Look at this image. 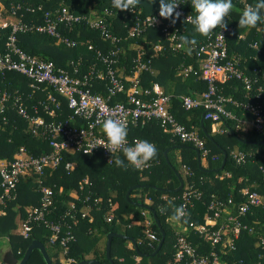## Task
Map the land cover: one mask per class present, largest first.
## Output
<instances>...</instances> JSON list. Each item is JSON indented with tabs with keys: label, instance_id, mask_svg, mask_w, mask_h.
<instances>
[{
	"label": "trees",
	"instance_id": "trees-1",
	"mask_svg": "<svg viewBox=\"0 0 264 264\" xmlns=\"http://www.w3.org/2000/svg\"><path fill=\"white\" fill-rule=\"evenodd\" d=\"M256 2L257 0H233L234 8L226 17L227 27L231 31L226 35L225 43L227 57L236 60L237 67L245 76L256 77L261 84L260 73L264 70V24L252 29L239 26L240 15L245 6ZM179 4L185 14L195 15L190 0H181ZM0 6L3 15H10L12 9L18 6L16 15L25 23L40 24L43 13L60 8H65L76 16L102 18L107 32L115 38V42L102 39L98 30L81 22L65 33L68 39L75 42L74 47H65L55 39L34 31L16 33V45L24 53L52 63L54 68L64 71L70 77L81 79L86 76L90 91L102 98L106 96V81L96 76V73L103 72L96 52L103 56L114 48L119 49L113 67L117 69L116 74L121 79L134 73L135 59L139 56L142 63L148 62V66L153 65L155 69L154 74L150 73L149 68L138 76L141 89L150 91L153 84L161 87L162 93L169 98V113L186 129L196 130L202 140L207 155L199 157L201 168L217 169L222 151L226 155L221 172L201 171L197 168L192 146L163 133L154 120H145L142 124L128 127V139L147 140L156 145L157 156L147 170L138 171L131 166L121 168L115 163L107 165L99 154L62 152L59 164L45 169L40 181L41 187L48 188L52 193L51 213L46 218L50 221L61 219L70 226L73 238L66 244V253L59 260L58 254L62 253V248L57 242L50 243V233L43 225L31 223L25 238L18 232L15 233V220L23 222L27 217V210L37 207L40 200L37 183L31 176H25L16 184L15 198L0 206V239L7 238L6 244L13 260L19 261L29 243L36 240L43 245L51 264H76L88 260V256L98 264H109L104 257V243L108 233L131 238L139 253L151 254L160 239V233L150 213L133 204L140 203L154 211L163 232L159 251L151 258L138 257L129 241L112 238L110 260L112 264H167L172 255V244L176 236L180 235L174 229L175 224H180L185 230L183 236L193 247L208 249L195 227L204 224L205 205L210 196L220 200L230 197L235 204H239L242 199L239 191L243 188L264 193L262 175L258 170V166L264 161V140L249 125L239 122L243 116L242 111L227 106L235 120L218 121L215 129L222 133H217L211 131V123L208 121H203V127L200 128L199 120L203 112L201 107L186 111L180 105L179 97H195L205 90L206 84L201 80L194 50L188 54L183 49H175V44L179 43V35L195 38V46L202 44L207 37L196 33L194 26L180 17L174 24L171 18H161V25L148 28L137 37L128 36L135 18L159 15V0H140L131 11L117 10L112 6L111 0H0ZM104 11H110L111 14L105 15ZM165 25L170 32L175 33L174 40H168L162 32ZM216 30L217 28L210 38ZM9 31L8 26L0 28V54L6 49ZM154 46L159 49H154ZM181 66H190L195 74L189 73L184 77L179 72ZM127 83L128 81L125 82V87ZM28 84L27 79L18 73L10 71L0 74V94L7 95L0 106V161H11L19 149L31 157L48 154L51 150L48 146L51 136L47 130L42 126L31 125L17 115L13 105L15 97L16 104L30 116L39 118L44 125L65 120L71 114L63 97L46 86L39 85L37 89H31ZM252 88L247 93L240 81L229 80L218 85V93L244 102L246 99L252 100L254 86ZM261 96L264 103V88ZM124 101V92L110 99L111 104ZM72 125L81 126V123L72 122ZM202 130L210 136L211 141L204 137ZM166 150L167 163L163 157ZM231 152L243 153L244 163L236 165L230 157ZM119 157L124 159L123 156ZM66 163L71 165L68 170L64 169ZM174 171L182 180V188L178 192H172L178 186ZM145 185L152 186L153 189H134L125 199V193L130 187ZM184 192L191 195L185 207L186 221H172L169 219L172 209L169 207L168 211H164V208L168 207V200L179 207L182 204L180 196ZM71 193L75 198H70ZM193 195H198V198L195 199ZM85 210L90 214L85 215ZM109 214L112 218L106 222ZM143 215L150 217L148 228L144 226ZM242 221L250 232H240L235 242V251L224 256L226 264H264V251L256 245L257 238H264V209L252 211ZM147 229L153 232L155 241L148 240ZM101 239L103 246L99 249ZM25 264H44V261L39 252L33 250Z\"/></svg>",
	"mask_w": 264,
	"mask_h": 264
},
{
	"label": "built area",
	"instance_id": "built-area-1",
	"mask_svg": "<svg viewBox=\"0 0 264 264\" xmlns=\"http://www.w3.org/2000/svg\"><path fill=\"white\" fill-rule=\"evenodd\" d=\"M176 2L181 3V0H176ZM18 9V6L14 7L9 15L13 20L1 26V28L8 26L10 31L6 49L4 53L0 54V74L10 71L18 73L27 79L31 89H37L39 85L50 88L65 99L66 107L71 114L65 120L44 125L39 118L30 116L20 105L16 104L17 97L14 98L13 105L17 115L31 125L44 127L50 134L51 140H49L48 146L51 150L48 154L31 157L19 149L11 161H0V206H4L7 201L15 198V187L20 179L31 176L38 185L39 205L27 210L26 219L20 223L19 235L25 238L31 223L41 224L50 233V243L57 242L62 248V254L65 255L66 244L73 238L70 226L61 219L50 221L46 218L51 213L52 193L48 188L41 187L40 177L45 169L54 168L59 164L62 152H77L84 155L99 154L107 165H112L114 162L108 163L111 154L100 145L101 140L104 139L100 122L104 118L118 117L126 122L127 128L142 124L145 120H154L158 122L163 133L169 134L180 143L191 145L198 151L199 157L207 155V150L196 130L186 129L169 113V98L158 87L153 85L150 91L141 89L138 76L141 72L148 71L150 67L148 62L142 63L139 56L135 59L134 73L121 79L119 74H116L117 69L113 67L115 55L119 49L114 48L103 56L96 52V56L103 66V72L96 73V76L106 81V96L102 98L90 91L86 76H82L81 79L70 77L64 71L54 68L52 63L30 56L16 45V33L34 31L55 39L57 43L65 47H74L75 42L68 39L65 33L72 30L75 24L81 22H84L89 28L98 30L102 39L109 40L111 43L115 42V38L107 32L102 18L91 19L90 17L76 16L65 8H60L53 12L43 13L40 24L25 23L20 20V16L16 15L15 11ZM176 11L181 13L180 18L185 21L188 14L182 11L180 5ZM1 14L2 7L0 6V17ZM104 14L110 15L111 12L104 11ZM160 20L159 15L154 17L153 23L149 17L135 18L128 31V36L137 37L146 29L161 25ZM230 31V27L224 29L218 27L211 38L207 37L202 44L194 46V55L198 62L201 80L206 84V88L195 97H179L180 105L186 111L201 107L203 110L202 121L210 122L211 131L217 133H222L215 129V124L218 121L235 120L234 115L226 107L239 109L243 115L248 116L246 122H241V120L239 122L249 125L264 140V103L261 96L264 88V70L260 73L262 80L260 84L256 77L245 76L243 71L237 67L235 59L227 57L225 38ZM162 32L168 40L172 41L176 38L175 33L170 32L167 25L163 27ZM177 44H175V49H179ZM179 72L184 77L189 73L195 74L190 66H181ZM229 80L240 81L247 93L254 86L252 100L246 99V101L240 102L219 94L218 85L225 84ZM126 81H128L127 87H125ZM121 92H124L125 101L111 104L110 99ZM6 98L5 93L0 94V106ZM48 114L51 115V113ZM72 122H79L81 126L72 125ZM134 140L136 138L128 139L129 144ZM112 156L115 158L123 155L113 153ZM230 157L236 165L245 161V155L241 152H231ZM152 164L150 162L147 167L136 170H147ZM70 166L69 163H66L64 169L68 170ZM258 170L262 175L261 183L264 187V161L258 166ZM239 194L242 198L239 204H235L230 197L226 200H220L215 196L209 197V201L205 205L204 224L195 227L197 234L203 237L204 243L208 245L206 250L193 247L183 236L185 230L180 224H175L174 229L180 235L176 236L172 244V255L167 264H226L224 256L228 252L235 251V242L240 232L244 230L250 232L242 219L256 209H264V193L243 188ZM190 197L188 192H184L180 196L184 209ZM193 197L197 199L198 195H193ZM143 217L144 226L148 228L151 223L150 217L148 215H143ZM111 218L112 215L109 214L106 217V222ZM72 224H74L73 220ZM146 237L152 242L156 240L153 232L148 229ZM256 245L264 251V238H257ZM0 264L5 263L0 259Z\"/></svg>",
	"mask_w": 264,
	"mask_h": 264
},
{
	"label": "clouds",
	"instance_id": "clouds-1",
	"mask_svg": "<svg viewBox=\"0 0 264 264\" xmlns=\"http://www.w3.org/2000/svg\"><path fill=\"white\" fill-rule=\"evenodd\" d=\"M111 3L117 10L127 11L135 9L140 0H111ZM179 5L176 0H159V17L166 20L171 18V22L174 24L181 15L180 12L176 11ZM190 5L195 15H188L184 22L191 23L195 32L203 37H210L218 27L226 28V17L234 8L233 0H190ZM262 10H264V0H257L254 5H247L240 15L239 26L252 29L259 24H264V11ZM150 20L153 23L154 17L150 16ZM178 38L177 48L191 54L197 43L196 39H190L184 35H179ZM100 123L104 137L100 145L111 154L108 163L114 162L117 167L121 168L131 166L135 169H142L156 158L157 148L154 143L136 139L129 144L128 128L124 120L108 116ZM113 153H121L124 159L119 156L113 158ZM167 205L168 207H165L164 211H168L169 207L172 209L170 220L175 222L186 221L187 213L182 205L177 207L172 200H168Z\"/></svg>",
	"mask_w": 264,
	"mask_h": 264
},
{
	"label": "water",
	"instance_id": "water-1",
	"mask_svg": "<svg viewBox=\"0 0 264 264\" xmlns=\"http://www.w3.org/2000/svg\"><path fill=\"white\" fill-rule=\"evenodd\" d=\"M199 126H200V128L203 127L202 118H200V120H199ZM202 133H203L204 137L207 140L211 141L210 136L204 130H202ZM166 153H167V150L164 151L163 157H164L165 162L167 163ZM194 153H195L197 168L199 170L204 171V172H213V173H217V172H221L222 171V169L224 167L225 159H226L225 152L222 151V158H221L220 165H219V167L217 169H214V170H204V169H202L201 166H200L199 153L195 149H194ZM174 175H175V177L177 179L178 186L174 190H172V192H178L182 188V180H181L180 176L177 174V172L174 171ZM140 187H146V188L153 189L152 186H148V185L130 187L125 193V199L127 200L130 191H132L134 189H137V188H140ZM133 204L137 208L143 209V210H145V211L150 213L151 218L153 219V221H154V223H155V225H156V227H157V229H158V231L160 233V239H159V241H158V243L156 245L155 250L151 254H141V253H139L137 251L136 244L133 241V239L125 237L124 235H121V234L108 233L106 235L105 243H104V257L109 262V264H112V262L110 260V257H109L110 241H111L112 238L125 239V240L129 241L131 243V246L133 247V250L136 253V255L138 257H143V258H151V257L155 256V254L159 251V249H160V247L162 245L163 232H162L161 228L159 227V223H158V221H157V219L155 217L154 211L149 206H145V205H142L140 203H133ZM33 250H37L39 252V254L42 257V260L44 261V264H51L49 258L47 257V255L45 253L43 245L41 243H39L38 241H36V240H32L29 243V245L25 249V251H24V253H23V255H22V257L20 258L19 261L16 262L15 260H13L12 256L10 254H8V256L3 260V262L5 264H25V262L27 261V259L29 258L30 254H31V252ZM76 264H98V262L93 260V259H88V260H82V261H80V262H78Z\"/></svg>",
	"mask_w": 264,
	"mask_h": 264
},
{
	"label": "crops",
	"instance_id": "crops-1",
	"mask_svg": "<svg viewBox=\"0 0 264 264\" xmlns=\"http://www.w3.org/2000/svg\"><path fill=\"white\" fill-rule=\"evenodd\" d=\"M13 19L9 16V15H2L1 17H0V28H1V26H2V24H4V23H8V22H10V21H12ZM160 22H161V20H160ZM155 48L154 49H159V47L158 46H154ZM67 62V61H66ZM150 73L151 74H154L155 73V69H154V67H153V65H152V67H150ZM153 85H155L156 87H158L156 84H153ZM158 89L162 92L163 91V89L161 88V87H158ZM248 120V116L247 115H243L242 117H241V122H246ZM15 223H16V228H15V233H19V228H20V221L18 220V219H16L15 220ZM4 244H5V247L4 248H1L0 249V259L3 261L7 256H8V254H10L9 253V249H8V246H7V244H6V242H7V238L6 237H3L2 239H0ZM63 254L62 253H59L58 254V259L59 260H61L62 258H63V256H62Z\"/></svg>",
	"mask_w": 264,
	"mask_h": 264
},
{
	"label": "rangeland",
	"instance_id": "rangeland-1",
	"mask_svg": "<svg viewBox=\"0 0 264 264\" xmlns=\"http://www.w3.org/2000/svg\"><path fill=\"white\" fill-rule=\"evenodd\" d=\"M3 13V12H2ZM3 14H1L2 16ZM70 198H75V195L73 193L70 194ZM69 204H72V202H69ZM85 215H89L90 213L88 212V210L83 211ZM119 229H122L121 227H119ZM103 246V239L100 240L99 244H98V248L101 249ZM5 244L0 240V249L4 248ZM87 259L90 258V256L86 257Z\"/></svg>",
	"mask_w": 264,
	"mask_h": 264
}]
</instances>
